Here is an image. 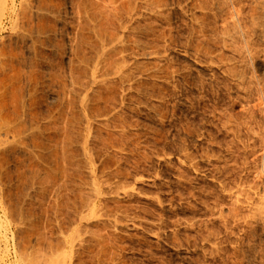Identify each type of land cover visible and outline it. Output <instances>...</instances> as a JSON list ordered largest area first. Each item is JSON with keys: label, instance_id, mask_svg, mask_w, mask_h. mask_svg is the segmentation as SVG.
<instances>
[{"label": "rangeland", "instance_id": "374dc122", "mask_svg": "<svg viewBox=\"0 0 264 264\" xmlns=\"http://www.w3.org/2000/svg\"><path fill=\"white\" fill-rule=\"evenodd\" d=\"M0 4V264H264V0Z\"/></svg>", "mask_w": 264, "mask_h": 264}, {"label": "bare ground", "instance_id": "6f19581e", "mask_svg": "<svg viewBox=\"0 0 264 264\" xmlns=\"http://www.w3.org/2000/svg\"><path fill=\"white\" fill-rule=\"evenodd\" d=\"M2 7V5L0 4V8Z\"/></svg>", "mask_w": 264, "mask_h": 264}]
</instances>
